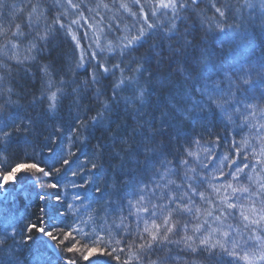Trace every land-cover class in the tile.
Listing matches in <instances>:
<instances>
[{
	"label": "snow or ice",
	"instance_id": "snow-or-ice-1",
	"mask_svg": "<svg viewBox=\"0 0 264 264\" xmlns=\"http://www.w3.org/2000/svg\"><path fill=\"white\" fill-rule=\"evenodd\" d=\"M33 191L0 264H264V0H0V204Z\"/></svg>",
	"mask_w": 264,
	"mask_h": 264
},
{
	"label": "trees",
	"instance_id": "trees-1",
	"mask_svg": "<svg viewBox=\"0 0 264 264\" xmlns=\"http://www.w3.org/2000/svg\"><path fill=\"white\" fill-rule=\"evenodd\" d=\"M9 2L15 3V2H17V0H9ZM133 10H136V9L133 8ZM85 30H87V29H85ZM87 31H89V35H91V30H87ZM58 43L60 44V47L58 49L59 52L65 54V55H70L72 53V44L71 43L64 41L62 39L60 41H58ZM84 43L87 44L88 41L85 40ZM33 71H35V69H33ZM161 71H162V73L167 74L168 65L164 64L163 66H161ZM32 83H34V82H32ZM32 83H29L24 79L20 80L21 86H23L26 89L31 88ZM16 152H17L16 147L13 146V148L10 150V161L12 159H15ZM57 180H58V178H53V179L45 178L44 183H45V188H46L48 193H54L55 190L47 188V184L52 183V182H56ZM35 191H41V189L37 188V189H35ZM35 191H33V193H32L31 200L25 199L23 197H20L16 202L8 200V201L0 204V209L4 210L5 215H7L9 212L16 213L21 218L20 227H24L28 221L35 222L36 216L38 214V205L43 206L42 201H36L35 200ZM55 203L56 202H55L54 196H49V207L51 208ZM70 223H72L71 217H69L68 219L63 221V224H70ZM9 243H11V241H9ZM33 254L34 253H33V250L31 247H24L21 250V256H22V259L24 261V264H29V261L31 260ZM48 254L54 255L55 252L50 249Z\"/></svg>",
	"mask_w": 264,
	"mask_h": 264
},
{
	"label": "bare ground",
	"instance_id": "bare-ground-1",
	"mask_svg": "<svg viewBox=\"0 0 264 264\" xmlns=\"http://www.w3.org/2000/svg\"><path fill=\"white\" fill-rule=\"evenodd\" d=\"M87 41V40H86ZM4 202H6V201H4ZM51 249V248H50ZM51 250H53L54 252H55V249H51Z\"/></svg>",
	"mask_w": 264,
	"mask_h": 264
}]
</instances>
